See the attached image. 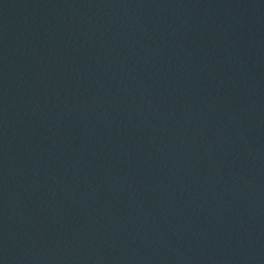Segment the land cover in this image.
Segmentation results:
<instances>
[{
	"label": "water",
	"instance_id": "water-1",
	"mask_svg": "<svg viewBox=\"0 0 264 264\" xmlns=\"http://www.w3.org/2000/svg\"><path fill=\"white\" fill-rule=\"evenodd\" d=\"M0 264H264V0H0Z\"/></svg>",
	"mask_w": 264,
	"mask_h": 264
}]
</instances>
